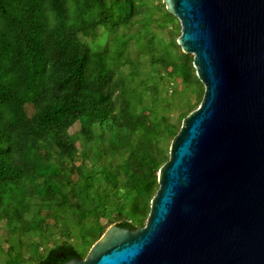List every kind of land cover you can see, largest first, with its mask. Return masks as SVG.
I'll list each match as a JSON object with an SVG mask.
<instances>
[{"label":"trees","instance_id":"trees-1","mask_svg":"<svg viewBox=\"0 0 264 264\" xmlns=\"http://www.w3.org/2000/svg\"><path fill=\"white\" fill-rule=\"evenodd\" d=\"M154 1L176 21L168 42L138 0H0V226L39 239L0 264L62 245L83 258L111 223L144 225L204 92L179 20Z\"/></svg>","mask_w":264,"mask_h":264},{"label":"water","instance_id":"water-1","mask_svg":"<svg viewBox=\"0 0 264 264\" xmlns=\"http://www.w3.org/2000/svg\"><path fill=\"white\" fill-rule=\"evenodd\" d=\"M204 85L158 170L144 225L38 264H264V0H162Z\"/></svg>","mask_w":264,"mask_h":264},{"label":"rangeland","instance_id":"rangeland-1","mask_svg":"<svg viewBox=\"0 0 264 264\" xmlns=\"http://www.w3.org/2000/svg\"><path fill=\"white\" fill-rule=\"evenodd\" d=\"M140 8H143V15H144V22L147 25L148 24V20L149 22H153V24L150 23L149 26V30L150 28H153V25L158 24L159 26H161L163 28V33L161 34V36H163V39L167 42L169 41L170 38V33L172 30H174L175 28V23L176 21H173V19L170 18V16L166 13H162L161 11H159L157 9V6H155V1L154 0H138ZM147 26H145V30H147V33L149 34L148 29H146ZM180 30V27H179ZM156 35L159 37V31L156 32ZM145 38L147 40L148 35H146L145 33ZM161 44L163 45V43L161 42ZM165 45V44H164ZM179 80V79H178ZM178 80L176 79V81L178 82ZM75 130L73 129L71 131L72 133V137L75 140V142L77 143V137L76 134L74 133ZM29 225L32 224V222L28 223ZM14 227H12V230H10V225H1L0 226V263H2L7 257H6V252L7 249L10 247L9 245H12V247H14V249L16 250H21L24 249V245L31 243L32 241H37L38 238H36L38 236L37 233H33V231L28 230L27 232H21L20 230H15L14 233L13 229ZM10 231H9V230ZM39 240V239H38ZM44 247L47 248V246L44 244ZM30 250V252L33 253V247L30 246L28 248ZM45 251H42L41 253L44 254ZM32 264V263H31Z\"/></svg>","mask_w":264,"mask_h":264}]
</instances>
